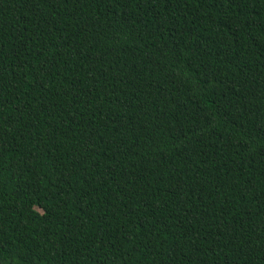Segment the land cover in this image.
Instances as JSON below:
<instances>
[{
  "label": "trees",
  "instance_id": "obj_1",
  "mask_svg": "<svg viewBox=\"0 0 264 264\" xmlns=\"http://www.w3.org/2000/svg\"><path fill=\"white\" fill-rule=\"evenodd\" d=\"M0 264H264V0H0Z\"/></svg>",
  "mask_w": 264,
  "mask_h": 264
}]
</instances>
